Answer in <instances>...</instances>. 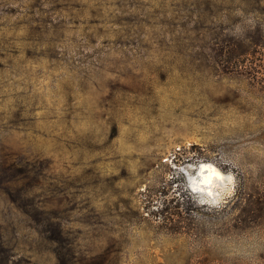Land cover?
<instances>
[{"label": "rangeland", "instance_id": "374dc122", "mask_svg": "<svg viewBox=\"0 0 264 264\" xmlns=\"http://www.w3.org/2000/svg\"><path fill=\"white\" fill-rule=\"evenodd\" d=\"M216 1L0 0V264H184L198 245L147 217L166 186L200 244L259 264L264 226L224 205L240 181L264 203V96L206 49L257 16Z\"/></svg>", "mask_w": 264, "mask_h": 264}, {"label": "trees", "instance_id": "16d2710c", "mask_svg": "<svg viewBox=\"0 0 264 264\" xmlns=\"http://www.w3.org/2000/svg\"><path fill=\"white\" fill-rule=\"evenodd\" d=\"M229 2V0H227ZM216 0L207 3L211 8L220 7ZM227 4V3H226ZM206 6V5H205ZM230 6L245 9L246 16H257L255 23L243 29L240 35L225 34V30L212 31L211 46H207V61L214 67L230 74H238L242 78L258 86L264 96V0H231ZM13 184V183H12ZM230 201L224 209H230L231 227L233 232L247 229L250 226H264V217L257 219V213H264V203L259 202L246 191L240 181ZM10 188L8 187L7 190ZM169 195L168 186L159 190H148L145 194V208L149 210L148 219L160 222L162 229L169 234L187 235L192 238L198 248L188 251L184 264H244L240 256H230L228 253L209 248L201 239H196L194 233V218L190 201L182 202L180 198ZM160 201V202H159ZM153 207H157L153 209ZM236 235V234H235ZM231 236V235H230ZM259 264H264V252L257 256Z\"/></svg>", "mask_w": 264, "mask_h": 264}, {"label": "bare ground", "instance_id": "6f19581e", "mask_svg": "<svg viewBox=\"0 0 264 264\" xmlns=\"http://www.w3.org/2000/svg\"><path fill=\"white\" fill-rule=\"evenodd\" d=\"M200 180L199 184L208 185L215 179L222 177V172L211 163H203L200 166Z\"/></svg>", "mask_w": 264, "mask_h": 264}, {"label": "water", "instance_id": "95a60500", "mask_svg": "<svg viewBox=\"0 0 264 264\" xmlns=\"http://www.w3.org/2000/svg\"><path fill=\"white\" fill-rule=\"evenodd\" d=\"M190 185H191V187L193 188V181H192V180L190 181ZM193 189H194V188H193ZM196 189H199V188L197 187Z\"/></svg>", "mask_w": 264, "mask_h": 264}]
</instances>
